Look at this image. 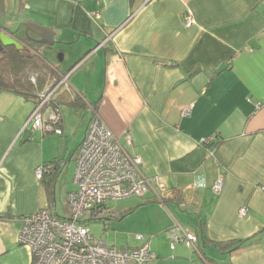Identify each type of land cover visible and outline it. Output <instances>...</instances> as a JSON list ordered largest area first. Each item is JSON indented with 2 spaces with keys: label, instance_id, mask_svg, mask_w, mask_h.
Masks as SVG:
<instances>
[{
  "label": "crops",
  "instance_id": "crops-1",
  "mask_svg": "<svg viewBox=\"0 0 264 264\" xmlns=\"http://www.w3.org/2000/svg\"><path fill=\"white\" fill-rule=\"evenodd\" d=\"M18 8L56 43L72 45L66 73L43 60L67 75L62 90L85 106H60L62 135L25 137L35 98L0 92V213L8 214L0 218V264H29V248L17 241L20 218L40 207L57 214L59 181L65 198L76 188V153L94 111L142 157L147 177L185 194L160 201L153 186L139 201L110 205L105 224L138 231L156 264H264V0H9L11 22L2 25L21 24L26 38ZM32 43L37 55L48 48ZM56 159L49 188L34 171ZM128 216L136 222L122 226ZM175 223L195 232L197 250L171 248L166 231Z\"/></svg>",
  "mask_w": 264,
  "mask_h": 264
},
{
  "label": "built area",
  "instance_id": "built-area-1",
  "mask_svg": "<svg viewBox=\"0 0 264 264\" xmlns=\"http://www.w3.org/2000/svg\"><path fill=\"white\" fill-rule=\"evenodd\" d=\"M193 22L190 14L185 15V25ZM261 33L264 35V28ZM60 76L55 84L39 94L25 122L31 136L36 130L57 135L63 133L59 126L62 114L50 105L60 83L66 85L67 75ZM191 108L192 105L185 107L182 113L189 114ZM124 139L131 142L129 132L124 134ZM141 166L142 157L127 150L94 111L76 153V188L68 192L65 198L68 217L58 216L52 207H41L20 218L17 241L29 248V264H156V254L143 236L135 235L137 240H142L138 246L117 247L93 236L88 227V221H101L108 216L109 201L143 197L153 186L157 190L153 191L154 196L160 201L166 197L163 195L169 198L185 195L179 189L166 190L156 177H147ZM49 171H53L51 162L37 166L34 174L40 180ZM220 183L218 179L214 189H218ZM240 211L244 212L243 209ZM166 234L171 248L183 242L193 250L198 249L195 232L179 223L170 227Z\"/></svg>",
  "mask_w": 264,
  "mask_h": 264
},
{
  "label": "trees",
  "instance_id": "trees-1",
  "mask_svg": "<svg viewBox=\"0 0 264 264\" xmlns=\"http://www.w3.org/2000/svg\"><path fill=\"white\" fill-rule=\"evenodd\" d=\"M0 26L3 27L1 23ZM20 26L21 24L17 25L15 29L4 27L14 38L23 42L25 48L18 50L14 46H5L0 49V92L9 91L21 95L24 98H35V105L38 101L39 94L55 84L59 75L56 74L57 72L46 61L37 55L36 49L34 48L35 45L26 38H22L23 33L19 31ZM32 51H35V53ZM52 97L50 105L60 112L61 105H68L78 109H83L85 106L79 95L72 94L67 89L62 90L60 87L55 90ZM205 140L203 139L201 143L207 144L211 141L210 139ZM57 162L58 159L51 161L53 163V171L44 173L40 179V181L44 180L49 188L53 185V175L58 167ZM45 176H47L46 180L44 179ZM170 198L180 200L181 197L174 195ZM110 214L109 212L107 217H110ZM5 217H8L7 213H0V218ZM11 218L18 217L15 215ZM101 221L105 225V220ZM223 244L230 245V243L218 242L217 246L222 248Z\"/></svg>",
  "mask_w": 264,
  "mask_h": 264
},
{
  "label": "rangeland",
  "instance_id": "rangeland-1",
  "mask_svg": "<svg viewBox=\"0 0 264 264\" xmlns=\"http://www.w3.org/2000/svg\"><path fill=\"white\" fill-rule=\"evenodd\" d=\"M6 8H7V11L5 10L6 14H5V16L0 17V23L7 27L8 23L11 22L10 19L8 18L9 17V10H8L9 9V0H5V9ZM14 13L17 17L19 16L22 19H24L23 20L24 22H25V20L27 21L28 19L32 20L31 18L27 19V17L25 19L23 13L22 14L19 13V8L16 10V12L14 11ZM72 48H73L72 45H69V44L55 43L51 47L40 48L39 49L40 52H38V53L42 57V59H44V60L46 59L52 65L57 66L58 69L60 70L59 73H66V71L69 70L71 68V66L72 65L74 66V64H75L74 63L75 60L71 61V56H70V50ZM59 55H62V58L64 55V58L61 59L60 61L58 60ZM78 64L79 63H77V65ZM77 65H75V66H77ZM64 86H65V84H64V82H62V83H60V86H58V87L63 88ZM61 110L63 113L66 111H70L72 113V111H73L72 107H70L68 105H61ZM71 163H73V162L71 161ZM71 169H72V167L69 168V175L67 176V181L70 180ZM63 173H64V171H63ZM55 187H56L55 195H54V197H55V206H54L55 210L60 217L67 218L69 211H68L66 205H64L65 197H64V190L62 189V186H61V182L59 181L57 183V186H55ZM139 200H141L140 197L123 198L120 200L109 201V203H107V206H109V208H110V205H121L127 201H139ZM134 214L136 215V213H134ZM134 217L135 216H128L125 224H123L122 226L131 225L133 222H136V218H134ZM118 223H120V221L117 222V224ZM114 225H115L114 223L109 224V220H108L105 224V229H104V225H103L102 221H98V220L88 221V227L90 229V233L95 237L102 238V240L106 243L108 242V244L111 243L117 247H120V246L125 247V246H127V243L130 241L131 238H132V240L136 241L135 235L139 234V233L134 228L129 226L126 229H121V227L117 226V228H116Z\"/></svg>",
  "mask_w": 264,
  "mask_h": 264
},
{
  "label": "water",
  "instance_id": "water-1",
  "mask_svg": "<svg viewBox=\"0 0 264 264\" xmlns=\"http://www.w3.org/2000/svg\"><path fill=\"white\" fill-rule=\"evenodd\" d=\"M20 12L21 9L19 10ZM5 0H0V17L5 16ZM24 34L26 39L31 42L45 45L46 47H51L56 43L54 34L48 29V27L42 26L40 24L34 23L32 20L28 19L23 22ZM5 46H14L18 50L25 48V44L20 40L14 38L9 32L5 30L4 27L0 26V49ZM59 60L62 59V55L58 56ZM25 137H31V134L28 133Z\"/></svg>",
  "mask_w": 264,
  "mask_h": 264
}]
</instances>
